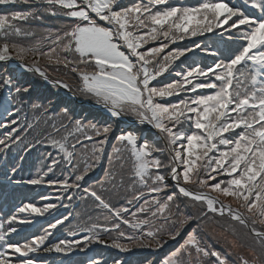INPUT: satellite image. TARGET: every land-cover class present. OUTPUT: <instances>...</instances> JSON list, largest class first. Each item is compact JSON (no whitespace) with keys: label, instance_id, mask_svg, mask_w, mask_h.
<instances>
[{"label":"snow or ice","instance_id":"6c2138e0","mask_svg":"<svg viewBox=\"0 0 264 264\" xmlns=\"http://www.w3.org/2000/svg\"><path fill=\"white\" fill-rule=\"evenodd\" d=\"M21 4L27 10H14ZM46 16L68 23L45 27L38 36L34 25H43ZM210 34L225 45L223 50L201 41ZM185 40L190 43L181 46ZM197 50L212 63H187ZM0 62V110L8 116L26 107L39 112L32 122L24 114V135L19 119L0 123L7 129L0 138V174L8 186L53 187L61 201L41 207L22 203L0 218V264H41V252L70 256L94 251L93 245L133 255L134 249L159 252L169 241L178 247L160 260L119 256L112 264H235L198 235L209 212L248 229L251 258L241 255L239 264H264V0H200L195 6L170 0H0ZM61 68L75 74L78 91L101 105L113 123L131 116L150 126V134L155 130L154 140L144 136V127L115 136L120 147L109 157L106 181L96 182L99 190L89 183L90 174L101 165L113 124H85L67 108L62 109L65 119L57 122L48 115L51 101L33 102V84L22 81L25 73H34L71 91L66 81L51 75ZM166 73L173 77L170 82L160 79ZM41 121L51 131L33 143L27 132ZM42 143L56 153H45L35 176L17 178L24 154ZM129 159L131 195L116 206L104 192L125 186ZM7 195V187L0 190V196ZM74 198L92 200L103 210L104 222L89 216L87 223L69 228L71 238L50 239L58 225L71 223L70 213L48 221L46 228L40 225L38 234L23 242L13 239V234L21 237V226L35 227L36 217L69 207L63 201ZM189 203L207 210L199 216L186 213ZM193 221L196 227L186 232ZM224 232L237 235L234 228ZM87 264L108 261L91 255Z\"/></svg>","mask_w":264,"mask_h":264},{"label":"trees","instance_id":"16d2710c","mask_svg":"<svg viewBox=\"0 0 264 264\" xmlns=\"http://www.w3.org/2000/svg\"><path fill=\"white\" fill-rule=\"evenodd\" d=\"M125 2L127 3L126 0H125ZM25 8H26V6H24V5L21 4V5L17 6V8L14 9V10L23 11ZM41 27H45V26H41ZM45 63L46 62L43 63V66L45 65ZM51 75L53 77H55V78H59V79H62L64 81H66V82H69V84L70 83H74L75 84V88L77 90H78V88L80 86V81L75 76V74H71V73L65 74V70L63 68H61L60 72L52 73ZM22 81H28V82H30V83L33 84L34 89H35L33 91V93H32V100H33V102L40 103V104H44V105H48L49 104V101H51V106H50L51 107V111L49 113L50 116L55 115V117L58 118V116H62V109L67 108L68 111L70 112V114H71V116H72L73 119H75V120H81L83 123L86 122L85 124H87L89 122H96V123H99V124H103L105 122L112 123L115 131H114L113 135L109 137V142H113V148L116 146L117 143H119L115 139V136H118L119 134H121L124 131L133 130V129H127V128H125L126 126H124V124L121 121H119V120H117V121H115V123H113L114 120H111V119L105 117L99 111L94 110L92 108H88V107H84V106L78 105L74 100H72V99L69 98V96L67 95V93L64 90H62L59 87H50V86L46 85V83L39 76H36L34 74L23 75ZM26 110L30 113V116H29L30 122H32L33 121V118L39 114L38 111H35L33 109H30V108L26 107L25 110H24V113H20V114L11 116L10 120H12V119H19L20 117H22L23 120H24V114H25V111ZM61 119H65V118L64 117H61V118H59L57 120V122H59ZM41 122H42L41 126L39 124L37 126L36 130H34L30 134V137L29 138L31 140H29L27 138L29 141L32 142V140H34V139L37 140L39 137H41L45 133V131H51V128L50 127H46V125L43 123V121H41ZM136 128H140V127H136ZM136 128H134V129H136ZM24 134H25V132H23V135ZM28 135H29V131L27 132V136ZM146 137H148L149 139H152V140L155 139V136L153 134H148ZM161 144H162V142H161ZM110 146H111V144H110ZM110 146L109 145H106V147H105L106 148V154H105V157H104L105 163H104V167H103V174H105L104 171H105V167H106L107 160L112 155L113 148H110ZM43 147L44 146H42V148ZM43 161L45 163V158L43 159ZM57 174H59V173H57ZM101 179L103 180V178H101ZM98 180H94L93 182H91L92 181V179H91V180H89V183L91 182L90 184H95ZM56 192H57V190H51V193L56 194ZM16 194L17 195H21V191H17ZM88 203L89 202L83 201L82 208H83V206L86 207ZM90 204H92V203H90ZM58 206H59V204H58ZM196 206L200 207V204H196ZM70 208H71V206H70ZM57 209H59V207ZM192 209L193 208H190L188 206V208L185 209V211H186V213H191L192 212ZM75 210H76V208L71 209V210H69L67 212L69 214L71 213V215L69 216V220L73 219L74 214H75ZM79 212H81V211H77L76 216H75V220L74 221H71V223H69L68 221H65L68 224L67 225L68 227H72L73 225H77L78 220H79V217L77 216V214L79 215ZM53 213H57V211H54ZM192 225H194V223H191L189 225V227L187 229H185V231L186 232L187 231H190ZM202 225H203V227L201 226V229L202 230H199L198 229V235L201 236V237H206L207 238V244L208 245H211L215 249H217L219 251H222L224 253L229 252L230 249L227 250V247L226 246L219 247L216 244V240L213 238V236L211 235V233H213V230L218 229V228L220 230L221 229H224L225 227L234 228L237 235L236 236H233L232 235V236L236 238L235 241H237L238 244L240 245V247H241L240 249L244 248V250L248 254H250V251H249V247L248 246L252 243V237L249 236L248 229L245 228L243 225H241L239 223L235 224V223H233L231 221V219L220 218L218 216L211 215V214L209 216H207L203 220ZM205 227L210 228L211 229V232L206 231L204 229ZM66 233H67V230H66ZM230 234H232V233L230 232ZM177 245H178V243H175V241H174V242H171L170 245H166L164 247V249H161V251L158 252V253H154L153 251H146L143 254H138V253H135V255L132 254V255L129 256V258L131 260H133L134 262L143 261L145 259H153V258H155L156 260H160L165 255H167L168 253H170L171 251H174L173 248L176 247ZM110 252L113 255H115L116 257L123 256V257L127 258L126 253L116 254V253H114L112 251H110ZM133 252H135V251L133 250ZM230 253L231 252H229V254ZM234 253L236 254V258H234V259L229 258V259L232 260V261H234L235 264H239V257L241 256V254L239 252H234Z\"/></svg>","mask_w":264,"mask_h":264},{"label":"rangeland","instance_id":"374dc122","mask_svg":"<svg viewBox=\"0 0 264 264\" xmlns=\"http://www.w3.org/2000/svg\"><path fill=\"white\" fill-rule=\"evenodd\" d=\"M61 17H50V16H46V18H45V20H47L48 19V23H46V24H48V25H51V26H56V24H55V21L56 20H58V19H60ZM60 21H65V20H60ZM35 30H36V32H37V26L35 25ZM39 33H40V31H39ZM45 61L43 60V59H41V61H40V63L43 65V63H44ZM171 81V80H170ZM169 81V82H170ZM71 87V86H70ZM100 109H104L101 105H97ZM105 110V109H104ZM50 113V112H49ZM70 113V112H69ZM49 116H50V114H49ZM1 117H3V115L2 114H0V118ZM61 117H63V116H58V118H56V121L59 119V118H61ZM92 119V118H91ZM84 123H86V122H84ZM41 124H42V122L40 123V126H41ZM36 128H37V126L33 129V130H30V133H32L34 130H36ZM110 144H111V146H110ZM107 145H109L110 146V148H113V142H108V144ZM115 147H120V143H117L116 144V146ZM113 150H112V155L110 156V157H113ZM124 155V154H123ZM125 157H128V153H126L125 155H124ZM131 164H132V162H131V160L129 159L128 160V162L125 164V167H124V170H123V175H124V178H125V186L124 187H120V188H118V189H116V190H112L111 188H109L108 189V191H106V192H104V196H105V198L106 199H108V200H110L111 202H112V204L113 205H116V206H119V205H121V204H123L124 202H125V198L126 197H130V195H131V189H129L128 187H127V184H128V177L131 175ZM110 165H109V159L107 160V163H106V167H105V171L104 172H106L107 170H109L110 169ZM101 178H103V180H105L106 181V176H105V174H103V175H101V177H100V179L99 180H102ZM95 186H96V188L99 190L100 189V185L99 184H97V183H95ZM105 187L107 188L108 187V185L107 184H105ZM48 189H49V191H50V193L48 194V195H46V196H48V197H50V199L49 200H52L53 202H48V203H55V204H59V202H61V201H59V200H57L56 199V197L57 196H59L60 194L59 193H56V194H54V193H51V190H56L55 188H53V187H48ZM48 191V192H49ZM222 197V196H221ZM35 199H38V197H35ZM83 201H86V202H89L88 204H87V206L85 207V206H83V210L81 211V212H79V215L77 214V216L79 217V220H78V223L77 224H80V225H83V224H85V223H87L88 222V217L89 216H91L93 219H96L98 216H99V218H100V221L101 222H104L103 221V210H98L97 208H96V204L92 201V200H83ZM90 203H92V204H90ZM71 205L69 204V207H70ZM189 207L190 208H193L192 209V212H191V214H194V215H197V216H199V213L198 212H201V210L203 209V208H206V206H202V205H200V207H198V206H196V205H192V204H190L189 203ZM211 213V212H210ZM211 214H213V213H211ZM219 216V215H218ZM220 217V216H219ZM220 218H227V219H229V217L228 216H224V217H220ZM78 219V218H77ZM232 221V220H231ZM233 223H235V224H237L238 222H235V221H232ZM192 223H194V225H192L191 226V229L192 228H195L196 227V221H193ZM202 227H203V225H201ZM125 227V229L127 230V231H130V230H128L127 228H126V226H124ZM206 231H209V232H211V229L210 228H208V227H205L204 228ZM211 235L213 236V238L216 240V243H220V244H224L226 247H227V250H229L230 249V251L229 252H231V253H233V252H239L241 255H243V256H246V257H248V258H251V255L250 254H248L245 250H244V248H242V249H240L241 247H240V245L238 244V242H236L237 243V245H239V246H237V247H232V245L229 243V241H232V240H236V238L235 237H233L232 236V234H230V232H224V229H215V230H213V233H211ZM203 241H204V243L205 244H207V238L206 237H203ZM171 242H173V241H169V243L167 244V245H170V243ZM183 241H181L180 243H182ZM175 243H177V242H175ZM94 246V245H93ZM166 246V245H165ZM176 247H178V245L176 246ZM173 250H175V247L173 248ZM96 252L95 253H93V254H91V251L89 250L87 253H83V254H88L89 256H91V255H103V253H104V250H95ZM112 251L114 252V253H116V254H119V252H118V250H116V249H112ZM229 252H227V253H225V254H229ZM42 253V252H41ZM40 253V254H41ZM109 255V254H108ZM104 257V256H103ZM115 257V256H114ZM60 258V257H59ZM105 258V257H104ZM106 259V258H105ZM108 261V264H112L111 262H110V258H109V260H107ZM79 262V264H87V258H84V259H81V260H79L78 261ZM67 262H64L63 264H66Z\"/></svg>","mask_w":264,"mask_h":264}]
</instances>
